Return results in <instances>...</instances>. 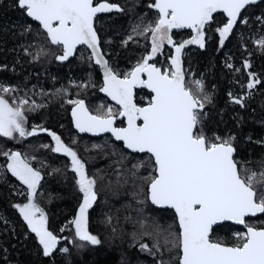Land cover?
Returning a JSON list of instances; mask_svg holds the SVG:
<instances>
[{
    "label": "snow or ice",
    "instance_id": "1",
    "mask_svg": "<svg viewBox=\"0 0 264 264\" xmlns=\"http://www.w3.org/2000/svg\"><path fill=\"white\" fill-rule=\"evenodd\" d=\"M256 2L154 0L148 7L157 11L155 21L134 25L131 33L122 41V45L127 46L129 42L139 43L138 38L143 37L150 40V51L130 72L120 73L104 58L94 26L98 13L113 10L123 12L119 4L107 0L97 4H94V0H16V7L39 22L50 43L62 48V54L56 56L57 60H67L78 45H86L91 50L88 59H94L103 69V87L100 91L107 93L119 107L114 110L109 106L93 115L83 100H68L67 103L74 105L71 115L75 127L80 132H111L126 149L150 154L148 163L151 170L147 176L141 178L136 175L145 162L132 166V176L141 181L140 192L143 193L144 185L147 186L145 199L137 203L150 201L157 207L174 209L179 227V231L175 232L171 225L168 229L156 225V235L165 234L163 245L158 240L151 246L148 243L139 244L141 251L154 257L159 254L157 264H172L173 261L175 264H264V222L257 225L247 221L249 217L264 214V164L257 172L238 160L234 135L221 137L205 133L204 109L206 104L212 103V95L205 91L203 78L186 79L189 73L182 68L181 62L182 49L186 45L205 47V29L214 22V13L222 10L227 16V22L216 29L222 47L238 21L247 23L242 10ZM183 28L193 30L195 35L183 42H174L172 30ZM24 31L30 33L31 25H27ZM256 43L264 49V37ZM166 44L175 49V55L169 57L168 67L162 69L155 63H149L153 57L163 54ZM44 53L45 49L41 46L33 59H38ZM250 66V62L245 60L244 67ZM227 67L231 69L233 65L228 64ZM142 74H146L147 79H143ZM248 75L249 82L241 86L249 90L246 96H232L229 93L235 104L244 106L246 97L252 95L251 90L261 83L255 73L249 72ZM137 86L151 90L152 95L146 106L134 101ZM15 91L0 84L2 93ZM39 107L42 105L36 104L35 100L30 102L25 97H12L10 103L9 99L0 95V136L15 138L14 134H18L23 138L35 135L39 130L52 137L55 147L51 151L70 158L71 170L77 174V185L83 194L78 213L71 221L74 225L73 242L79 241V249L87 245L99 246L101 239L88 230V210L97 199L96 179L87 175L85 162L56 132L42 125H33L28 130L26 111H35ZM121 117L126 119V126L115 127ZM257 143L264 144V141ZM43 147L50 146L45 144ZM0 155L8 160L7 170L27 186V202L15 204L14 207L38 237L43 255L50 257L54 250L68 253V247L58 249L60 238L49 231L46 214L36 202L42 180L41 171L32 167L29 158L20 152L4 151ZM108 220L110 222L111 217ZM229 221L246 229L234 233L236 243L227 244L221 239H213L215 226ZM144 223L141 222L142 227ZM64 230L61 229L62 232ZM142 235L149 236L151 233L144 232ZM164 251L174 253L171 260L163 259Z\"/></svg>",
    "mask_w": 264,
    "mask_h": 264
},
{
    "label": "trees",
    "instance_id": "2",
    "mask_svg": "<svg viewBox=\"0 0 264 264\" xmlns=\"http://www.w3.org/2000/svg\"><path fill=\"white\" fill-rule=\"evenodd\" d=\"M120 2L124 8L122 13L102 15L98 22L101 46L110 66L126 73L141 61L150 45L143 37L138 38L139 43L129 42L127 46H123L122 41L134 25H146L155 19L147 18L149 9L145 0ZM243 17L247 23L239 21L221 47L216 29L226 23L227 18L223 13L216 14L214 22L207 27L206 47L188 49L184 63L185 71L189 73L186 79L203 78L205 91L212 95V103L206 104L204 109L205 133L221 137L234 135L236 158L259 172L264 164V144L257 143L264 141V49L256 41L264 37V0L249 6ZM27 25H31L30 33L24 31ZM41 46L45 53L33 59ZM61 54L62 48L50 43L39 24L16 7V0H0V84L16 89L11 93L0 92V95L10 103L12 97H25L42 105L35 111H26L28 130L33 125H42L56 132L85 162L87 174L96 179L97 192V199L88 210V230L102 243L79 249V241L73 242L74 225L71 221L78 213L83 194L77 185L78 176L71 170L70 158L51 151L55 147L52 137L39 130L35 135L23 138L18 134H14L15 138L0 136V152H20L29 158L32 167L41 171L36 202L46 214L49 231L60 238L58 249L69 248L68 253L54 250L50 257L43 255L38 237L14 207L27 202V186L7 170L8 160L0 155V264H157L159 254L154 257L143 252L139 244L151 246L158 240L163 245L165 234L162 232L157 236L156 225L161 229H168L171 225L175 232L179 227L172 209L156 208L150 201L137 203L145 199L147 186L144 185L141 193V181L132 176V166L145 162L136 175L147 176L151 170L150 155L131 153L111 135L97 138L75 129L71 117L74 105L67 103L68 100H85L93 114L100 111L98 108L102 102L103 106H112L114 110L118 106L99 92L102 74L93 60L88 59L91 53L86 47L78 49L76 56L67 62L56 59ZM245 60L250 62V68L244 67ZM228 64L233 68H228ZM249 72L255 73L261 83L251 90L252 95L246 97L244 106H241L231 101L229 93L246 96L249 90L241 86L249 82ZM149 99L150 92L138 91L139 105L148 103ZM118 122L123 124L124 120ZM45 144L50 147L44 148ZM142 221H145L143 227ZM247 221L259 225L264 222V214L249 217ZM62 228L65 229L63 232ZM238 230L246 229L223 224L214 229L213 239L234 244V233ZM144 232L151 235L143 236ZM173 255L164 251L163 259L171 260Z\"/></svg>",
    "mask_w": 264,
    "mask_h": 264
},
{
    "label": "flooded vegetation",
    "instance_id": "3",
    "mask_svg": "<svg viewBox=\"0 0 264 264\" xmlns=\"http://www.w3.org/2000/svg\"><path fill=\"white\" fill-rule=\"evenodd\" d=\"M121 0H107V2H109V3H117V4H119L121 7H122V5H121V2H120ZM101 2H104V0H95L94 1V4H97V3H101ZM145 2H146V6H147V8L149 9V12H148V16H147V18H153V19H156V17H157V11L155 10V9H151V8H149L148 7V5L149 4H151V3H153L154 2V0H145ZM251 6V5H250ZM249 7V6H248ZM247 7V8H248ZM123 8V7H122ZM246 8V9H247ZM124 9V8H123ZM245 9V10H246ZM244 10V11H245ZM117 13H122V12H117V11H114V12H111V13H107V14H101V15H98L97 17H96V20H95V26H96V29H97V32H98V34H99V36H100V40L102 39V37H101V33H100V27H99V20L102 18V15H108V16H116L117 15ZM244 13V12H243ZM243 13H242V15H243ZM227 18V17H226ZM35 22V21H34ZM37 23V22H36ZM40 26V25H39ZM236 28V27H235ZM234 28V29H235ZM234 29H233V31H234ZM43 30V29H42ZM232 33H230V35H231ZM193 36V31L191 30V29H188V28H183V29H173L172 30V37H173V40H174V42H177V43H179V42H183L184 40H187L188 38H190V37H192ZM149 45H150V40H149ZM81 47H83V46H81ZM80 47V48H81ZM84 47H86V46H84ZM194 47V46H193ZM193 47H189V48H186L185 50H184V62H185V58H186V55H187V51H188V49H190V48H193ZM79 48V49H80ZM87 48V47H86ZM195 48H198V47H195ZM88 49V48H87ZM102 49H103V47H102ZM198 49H200V48H198ZM104 50V49H103ZM149 51H150V47H149ZM149 51L146 53V54H144V56L145 55H147L148 53H149ZM174 51H175V49L171 46V45H165V47L163 48V50H162V53L163 54H158L157 56H155V57H153V59L152 60H150L149 61V63H155L156 64V66H158V67H161L162 69H164V68H167L168 67V65H169V63H170V61H169V57L170 56H173V54H174ZM142 56V55H141ZM102 85H103V80H102ZM101 85V86H102ZM100 86V87H101ZM100 89V88H99ZM143 90H147L146 88H142V89H137V93H138V91H143ZM148 91V90H147ZM149 92V91H148ZM144 95V97H148V95L147 94H142V96ZM150 98H151V93H150ZM145 104H147V103H144V104H142V105H145ZM141 105V104H140ZM118 126H122V125H124V123L123 124H121V123H119L118 122V124H117Z\"/></svg>",
    "mask_w": 264,
    "mask_h": 264
},
{
    "label": "water",
    "instance_id": "4",
    "mask_svg": "<svg viewBox=\"0 0 264 264\" xmlns=\"http://www.w3.org/2000/svg\"><path fill=\"white\" fill-rule=\"evenodd\" d=\"M95 1V0H94ZM261 1H263V0H257V2L255 3V4H257V3H259V2H261ZM254 5V4H253ZM248 6H250V5H248ZM248 6H246V8L248 7ZM245 10V9H244ZM244 10H242V13L244 12ZM115 10H113V11H111V12H114ZM111 12H104V13H98L97 14V16L98 15H101V14H107V13H111ZM218 13H223V11L222 10H218L217 11V13H214L213 15H214V17H215V15L216 14H218ZM225 16H226V13H223ZM227 17V16H226ZM30 19H32L31 17H29ZM33 20V19H32ZM95 20H96V18H95ZM95 20H94V26H95ZM34 21V20H33ZM35 22H37V21H35ZM38 24H39V22H37ZM213 23V22H212ZM238 23H239V21H238ZM238 23L234 26V28L238 25ZM96 27V26H95ZM193 31V30H192ZM205 31H207V27H206V29H205ZM98 33V32H97ZM193 35H195V33L193 32ZM98 36H99V34H98ZM192 37H190V38H188V39H191ZM187 39V40H188ZM99 40H100V36H99ZM206 44H207V32H206V41H205V47H206ZM81 46H86V45H78L77 46V50L75 51V53L72 55V56H70L67 60H65V61H60V62H67V61H69V60H71V59H73L75 56H76V54H77V51H78V49L81 47ZM198 47V48H200V46L199 45H196V44H190V45H186L185 46V48L184 49H182V53H181V62H182V68L185 70V63H184V50L186 49V48H189V47ZM87 47V46H86ZM204 47V48H205ZM88 48V47H87ZM100 48H101V50H102V52H103V54H104V51H103V49H102V46H101V40H100ZM203 48V49H204ZM200 49H202V48H200ZM88 50L90 51V53H91V50L88 48ZM175 55V51H174V54H173V56ZM104 58L105 59H107L108 60V58L106 57V55L104 54ZM109 61V60H108ZM93 63H94V65H96L97 67H99V69H100V72H101V74H102V80H103V69L101 68V66L100 65H97L96 63H95V61H94V59H93ZM158 67V66H157ZM161 68V67H160ZM142 78L143 79H147V76H146V74H142ZM101 87H103V85L101 86ZM101 87H100V89H101ZM142 88H145V87H142V86H137L135 89H134V96H133V98H134V101L137 103V89H142ZM100 89H99V92L103 95V96H105L106 98H108L109 99V101L111 102V103H113V104H115L116 105V102L115 101H113L112 99H111V97H109L108 95H107V93H104V92H101L100 91ZM150 93H151V90L150 89H148V88H146ZM151 95H152V93H151ZM138 104V103H137ZM139 105V104H138ZM147 104H145V105H140V106H146ZM85 106L87 107V105H86V103H85ZM118 106V105H117ZM74 107V106H73ZM72 107V108H73ZM119 107V106H118ZM88 108V107H87ZM89 110V109H88ZM89 112L91 113V114H93L90 110H89ZM71 113H72V109H71ZM93 115H96V114H93ZM71 117H72V115H71ZM119 119H123L124 120V125H122V126H118L117 124H118V120H117V122H116V124L114 125L115 127H125L126 126V119L125 118H123V117H121V118H119ZM72 122H73V125H74V121H73V117H72ZM74 127H75V125H74ZM75 129L78 131V132H80L79 131V129H77L76 127H75ZM80 133H82V134H86V135H89V136H92V137H103V136H105V135H111L112 137H113V139L116 141V142H119V143H122L123 144V142L122 141H118V140H116L115 139V137L112 135V133L111 132H101V133H93V132H80ZM123 146H124V144H123ZM124 148H125V146H124ZM126 149V148H125ZM126 150H128V151H130L131 153H134V154H148V153H137V152H132V150H129V149H126ZM150 155V154H149ZM235 156H236V154H235ZM154 207H156V208H159V209H170V208H166V207H164V208H160V207H157V206H155V205H153ZM173 211H174V209H172ZM175 212V211H174ZM259 215H262V214H257V216H259ZM256 216V217H257ZM248 219V218H247ZM226 223H230V224H233V225H236V226H243V225H239V224H237V223H235V222H232V221H229V222H222L220 225H218V226H221V225H223V224H226ZM218 226H215V228L216 227H218ZM214 228V229H215Z\"/></svg>",
    "mask_w": 264,
    "mask_h": 264
},
{
    "label": "rangeland",
    "instance_id": "5",
    "mask_svg": "<svg viewBox=\"0 0 264 264\" xmlns=\"http://www.w3.org/2000/svg\"><path fill=\"white\" fill-rule=\"evenodd\" d=\"M104 105V103L102 102V103H100V106H99V108L98 109H100V111L102 112V111H104V110H106L107 109V107H105V106H103ZM101 106H103V107H101ZM147 160V159H146ZM85 170H86V167H85ZM86 173H87V171H86ZM88 175V174H87ZM89 176V175H88ZM90 177V176H89ZM91 178V177H90ZM47 226V225H46ZM237 232H243V231H237Z\"/></svg>",
    "mask_w": 264,
    "mask_h": 264
},
{
    "label": "bare ground",
    "instance_id": "6",
    "mask_svg": "<svg viewBox=\"0 0 264 264\" xmlns=\"http://www.w3.org/2000/svg\"><path fill=\"white\" fill-rule=\"evenodd\" d=\"M85 101V100H84ZM89 109V108H88Z\"/></svg>",
    "mask_w": 264,
    "mask_h": 264
}]
</instances>
